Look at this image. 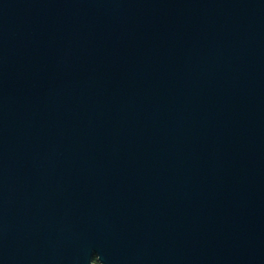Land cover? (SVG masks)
<instances>
[{"label":"water","instance_id":"obj_1","mask_svg":"<svg viewBox=\"0 0 264 264\" xmlns=\"http://www.w3.org/2000/svg\"><path fill=\"white\" fill-rule=\"evenodd\" d=\"M0 264H264V0H0Z\"/></svg>","mask_w":264,"mask_h":264},{"label":"flooded vegetation","instance_id":"obj_2","mask_svg":"<svg viewBox=\"0 0 264 264\" xmlns=\"http://www.w3.org/2000/svg\"><path fill=\"white\" fill-rule=\"evenodd\" d=\"M122 224H133V223H122ZM93 261H94V263H99L97 255L94 256V260Z\"/></svg>","mask_w":264,"mask_h":264}]
</instances>
